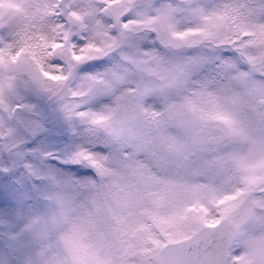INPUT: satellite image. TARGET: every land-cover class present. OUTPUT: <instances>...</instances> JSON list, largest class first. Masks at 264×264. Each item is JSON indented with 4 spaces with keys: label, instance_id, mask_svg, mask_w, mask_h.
Segmentation results:
<instances>
[{
    "label": "clouds",
    "instance_id": "clouds-1",
    "mask_svg": "<svg viewBox=\"0 0 264 264\" xmlns=\"http://www.w3.org/2000/svg\"><path fill=\"white\" fill-rule=\"evenodd\" d=\"M26 140L86 191L30 205L7 264H264V163H237L264 162V0H0V165ZM158 203L168 235L130 240Z\"/></svg>",
    "mask_w": 264,
    "mask_h": 264
},
{
    "label": "rangeland",
    "instance_id": "rangeland-1",
    "mask_svg": "<svg viewBox=\"0 0 264 264\" xmlns=\"http://www.w3.org/2000/svg\"><path fill=\"white\" fill-rule=\"evenodd\" d=\"M15 7V5H11ZM223 22V21H221ZM231 23V21H229ZM207 123L209 124H222L225 129L231 130V120L230 117L226 113L222 112H213V111H207L204 112L202 117ZM86 155V154H84ZM59 163L66 164L67 161L60 160ZM94 164H96L97 167H101V165L95 161H93ZM238 165L240 167L246 168V169H254L261 166V161H256L254 163H250L245 161L243 158H240L237 161ZM260 163V164H258ZM41 180H46L48 182L47 186H40L39 191L37 192V198L33 202V205H39L43 201H53L55 200L57 203L62 204H68L73 199L84 195L85 191L81 188L73 187L72 185L67 184L66 181L61 179L60 177H57L53 173H48L47 175L40 173ZM259 181V177L255 175H250L248 177L249 184H256ZM32 182L31 180L29 181ZM35 186V185H34ZM259 190V189H258ZM239 196V193L236 194H225L222 199L216 200L215 203L217 205L225 204L226 201H236L237 197ZM162 207V204L158 203L157 207L155 209H144L142 210L145 215V220L136 223L131 226V233H129L130 240H134V234L136 233H145V239H147L149 242L152 241V237L147 235V230H149V225H152L156 228L161 229L163 235H168L167 232L163 231V225L170 222L171 217H166L159 213V208ZM238 207V203H231V204H225L224 207L218 208V211L220 212L222 217H228L230 216L234 209ZM207 210L204 208L200 209V218L203 219L204 215H206ZM49 220L54 221V217H48L45 218L44 216H36L34 217V222H40L42 227H46ZM217 220L215 219H209L206 220L205 223H213ZM236 223V221H235ZM11 225L9 221L4 218L3 216H0V238L8 236L9 229ZM167 241H165L166 243ZM156 243H161V241L156 240ZM0 264H7V258L0 253Z\"/></svg>",
    "mask_w": 264,
    "mask_h": 264
},
{
    "label": "snow or ice",
    "instance_id": "snow-or-ice-1",
    "mask_svg": "<svg viewBox=\"0 0 264 264\" xmlns=\"http://www.w3.org/2000/svg\"><path fill=\"white\" fill-rule=\"evenodd\" d=\"M56 135L58 133L51 132L53 138ZM29 143L30 141H24V151H15L8 166L0 165V216L9 221V233L15 231L20 217L36 200L39 191L37 181L41 180L40 171L32 168L30 164L18 163L24 160L27 154L33 153V149L28 147ZM16 148H19V145ZM3 151H8L11 155L14 148L12 145L0 144V152Z\"/></svg>",
    "mask_w": 264,
    "mask_h": 264
},
{
    "label": "water",
    "instance_id": "water-1",
    "mask_svg": "<svg viewBox=\"0 0 264 264\" xmlns=\"http://www.w3.org/2000/svg\"><path fill=\"white\" fill-rule=\"evenodd\" d=\"M218 223V222H217ZM216 224V223H215Z\"/></svg>",
    "mask_w": 264,
    "mask_h": 264
}]
</instances>
